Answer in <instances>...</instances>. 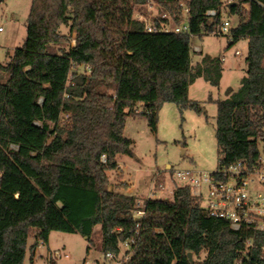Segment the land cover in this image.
I'll list each match as a JSON object with an SVG mask.
<instances>
[{"label": "trees", "instance_id": "trees-1", "mask_svg": "<svg viewBox=\"0 0 264 264\" xmlns=\"http://www.w3.org/2000/svg\"><path fill=\"white\" fill-rule=\"evenodd\" d=\"M149 1L169 15L150 18L151 32L135 16ZM235 2L228 46L248 41L247 74L215 101L214 179L238 160L259 166L264 141V0ZM224 18L221 0H32L22 46L0 62V264H24L31 236L32 262L54 230L92 242L98 224L104 254L130 242L125 264H264V231L232 229L190 185L175 182L172 199L140 204L128 181L112 184L108 173L120 174L118 155H133L127 115L156 131L164 103L204 112L190 86L198 77L218 86L223 58L204 54L193 65V38L216 33ZM185 21L190 33L160 29Z\"/></svg>", "mask_w": 264, "mask_h": 264}, {"label": "rangeland", "instance_id": "rangeland-1", "mask_svg": "<svg viewBox=\"0 0 264 264\" xmlns=\"http://www.w3.org/2000/svg\"><path fill=\"white\" fill-rule=\"evenodd\" d=\"M32 0H3L0 3V26L4 30L0 33V62L7 63L16 48L22 46L26 35V22L30 12ZM165 10L156 2L149 1L135 8V16H143L148 20ZM232 23L238 22L237 15H230ZM176 24L170 23L171 27ZM69 28L64 26L62 31L68 33ZM74 36V34H73ZM75 40L72 39V45ZM194 46H199V51L193 53V65H195L204 54L221 56L223 58V79L218 86H214L203 77H198L190 86L189 97L198 101L204 108L199 114L191 108L181 110L173 102L164 103L159 111L157 130L153 131L148 120L142 115H127L124 135L133 140V155H124L126 171L140 168L142 174L150 175L156 170H161L160 175L154 177V188L160 189L155 180L166 182L164 190L158 191L154 198L172 199L170 187L174 182L180 181L166 168L170 164L172 168H194L206 172H214L219 167L220 153L216 140V116L217 104L211 99L224 98L225 89L231 86L237 89L241 78L247 74L245 61L247 54L246 39H242L232 46L229 45L227 35L208 33L193 38ZM240 50V54H236ZM78 71L84 67L79 66ZM101 91L114 94V88L102 86ZM140 104H139V107ZM66 122L63 116L61 123ZM38 123L33 124L37 126ZM259 148L264 160V141H260ZM112 184L119 181L120 175L116 171H109ZM134 174V173H133ZM121 180V178H120ZM123 181V180H122ZM262 188V187H261ZM264 192V187L262 188ZM207 187L203 186L206 195ZM142 204V202H141ZM102 227L95 226L92 242L78 233H69L54 230L49 235L48 243H39L36 247L31 262L30 246L34 242L31 236L28 240L27 254L24 264H83L85 260L97 264H112L104 257L101 250ZM90 246L89 251H87ZM59 250L61 257L55 256L54 252ZM65 253L69 256L65 257ZM205 253L193 258L200 261ZM96 259V260H95ZM95 260V261H94Z\"/></svg>", "mask_w": 264, "mask_h": 264}, {"label": "built area", "instance_id": "built-area-1", "mask_svg": "<svg viewBox=\"0 0 264 264\" xmlns=\"http://www.w3.org/2000/svg\"><path fill=\"white\" fill-rule=\"evenodd\" d=\"M236 0H221L225 18L216 32L218 35H230L233 26L230 16V4ZM209 15H215L216 10L207 11ZM163 17H169L167 12L162 13ZM139 19L146 23L147 31H157L158 28L153 26L146 17L139 16ZM161 30L182 31L190 33L188 21L182 22L174 27L164 26ZM4 30L0 26V33ZM195 50L199 51V47L195 46ZM240 50H236V54H240ZM2 73L0 71V77ZM104 159V156H103ZM180 181V183L188 184L192 187L194 194L200 196L202 206L213 216L225 219L230 227L234 230H260L264 231V160L261 156L259 166L250 168L244 160H238L225 166L220 170L222 179H214L213 172L201 171L194 168H170L168 169ZM215 172V171H214ZM161 171L156 170L155 174L160 175ZM155 180L156 184L162 189L163 181L160 177ZM206 185V195L203 193V186ZM262 187V188H261ZM141 204V202L139 201ZM142 211L138 210L137 215H141ZM247 244H252L251 239L247 240ZM264 251V249H263ZM55 256L61 257L59 250L54 252ZM65 257L69 255L64 254ZM131 255V244L129 241L120 243L119 251H108L104 254L112 264H125ZM95 261V260H94ZM241 263V260L238 261ZM83 264H97L96 262L85 260Z\"/></svg>", "mask_w": 264, "mask_h": 264}, {"label": "crops", "instance_id": "crops-1", "mask_svg": "<svg viewBox=\"0 0 264 264\" xmlns=\"http://www.w3.org/2000/svg\"><path fill=\"white\" fill-rule=\"evenodd\" d=\"M200 50H201V48H200ZM223 72H224V70H223ZM222 79H223V76H222ZM222 79H221V81H222ZM228 87H231V86H228ZM228 87H226V89ZM217 99H219V98H214V99L212 98L211 100L214 103H216L215 101ZM123 158H124V155H118L117 162H118V166L120 167V174L119 175L121 176V180L128 181V183H129V189L127 190V193L135 195L138 198V201L143 202L144 199L154 198L158 191L164 190V187L166 186V182L164 183L165 186L162 189H155L154 188L155 173H152L149 176L148 175L145 176L144 174H142L143 172L141 171L140 168L133 169L134 174L131 171H126L125 166H126L127 161H125ZM166 168L170 169L171 165L167 164ZM159 171H161V170H159ZM175 187H176V184L174 182L173 185L170 187V193H171L172 197H173V192H174ZM52 264H56V262L52 261Z\"/></svg>", "mask_w": 264, "mask_h": 264}, {"label": "water", "instance_id": "water-1", "mask_svg": "<svg viewBox=\"0 0 264 264\" xmlns=\"http://www.w3.org/2000/svg\"><path fill=\"white\" fill-rule=\"evenodd\" d=\"M1 1H2V0H0V3H1ZM235 3H236L235 1L232 2V3L230 4V6L233 5V4H235ZM188 255H189L190 259H193V254H192L191 252H189Z\"/></svg>", "mask_w": 264, "mask_h": 264}]
</instances>
